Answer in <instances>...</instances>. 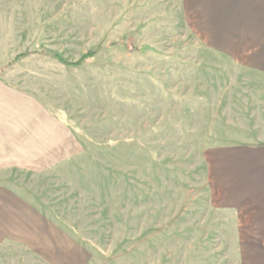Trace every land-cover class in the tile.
Masks as SVG:
<instances>
[{
    "label": "rangeland",
    "instance_id": "374dc122",
    "mask_svg": "<svg viewBox=\"0 0 264 264\" xmlns=\"http://www.w3.org/2000/svg\"><path fill=\"white\" fill-rule=\"evenodd\" d=\"M263 3L0 0V64L83 149L0 173V264H264Z\"/></svg>",
    "mask_w": 264,
    "mask_h": 264
},
{
    "label": "crops",
    "instance_id": "0c3cea01",
    "mask_svg": "<svg viewBox=\"0 0 264 264\" xmlns=\"http://www.w3.org/2000/svg\"><path fill=\"white\" fill-rule=\"evenodd\" d=\"M209 1L214 3L212 15L227 20L240 14L241 17L252 15L253 18L255 13H260L255 10V4L264 2ZM248 3L254 5L253 8L249 9ZM254 23L255 30L264 28V24L257 26ZM257 55L264 56V44L260 45ZM3 66L4 63L0 64V173H49L78 158L83 149L76 134L63 119V110L44 102L32 88L22 86L19 78L23 75L18 71H8ZM256 150L261 149L257 147ZM261 160L264 161V156ZM260 166L264 167V163Z\"/></svg>",
    "mask_w": 264,
    "mask_h": 264
},
{
    "label": "trees",
    "instance_id": "16d2710c",
    "mask_svg": "<svg viewBox=\"0 0 264 264\" xmlns=\"http://www.w3.org/2000/svg\"><path fill=\"white\" fill-rule=\"evenodd\" d=\"M94 53H86V54H84L82 57H81V59L79 60V62L78 63H76V64H68V63H65L61 58H59V57H57V56H55V58L61 63V64H63V65H66V66H78L79 64H81V63H84V62H87V61H89L90 59H92L93 57H94ZM24 56H26V55H18L14 60H13V62H17L20 58H22V57H24Z\"/></svg>",
    "mask_w": 264,
    "mask_h": 264
}]
</instances>
